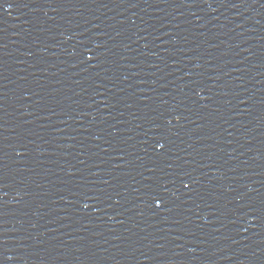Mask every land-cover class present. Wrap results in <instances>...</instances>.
Instances as JSON below:
<instances>
[{
  "label": "water",
  "instance_id": "water-1",
  "mask_svg": "<svg viewBox=\"0 0 264 264\" xmlns=\"http://www.w3.org/2000/svg\"><path fill=\"white\" fill-rule=\"evenodd\" d=\"M0 264H264V0H0Z\"/></svg>",
  "mask_w": 264,
  "mask_h": 264
}]
</instances>
